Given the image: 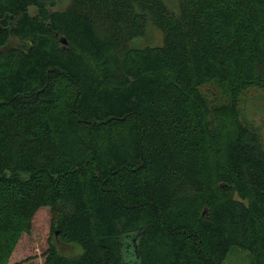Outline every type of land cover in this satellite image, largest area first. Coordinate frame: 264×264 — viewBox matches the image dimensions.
Segmentation results:
<instances>
[{
	"label": "trees",
	"instance_id": "obj_1",
	"mask_svg": "<svg viewBox=\"0 0 264 264\" xmlns=\"http://www.w3.org/2000/svg\"><path fill=\"white\" fill-rule=\"evenodd\" d=\"M177 3L0 0V264H264V0Z\"/></svg>",
	"mask_w": 264,
	"mask_h": 264
},
{
	"label": "rangeland",
	"instance_id": "obj_2",
	"mask_svg": "<svg viewBox=\"0 0 264 264\" xmlns=\"http://www.w3.org/2000/svg\"><path fill=\"white\" fill-rule=\"evenodd\" d=\"M52 2L51 8L56 10L65 9L71 0H49ZM165 5L174 13L179 10L177 0H162ZM163 44V31L148 21L145 27V33L129 41L133 47L160 46ZM204 88V87H203ZM242 114L246 119L251 121L254 126L260 130V138L264 147V91H251L248 93L245 103L241 105ZM49 210L45 209L38 213L33 222L31 233L23 237L20 249L22 255L18 258L33 257V264H42L44 250L49 244L55 243L59 250L68 256L76 255L80 249L75 244H63L59 239L52 235L49 225ZM251 257L248 251L232 247L226 255L222 264H251ZM30 264V263H29Z\"/></svg>",
	"mask_w": 264,
	"mask_h": 264
},
{
	"label": "water",
	"instance_id": "obj_3",
	"mask_svg": "<svg viewBox=\"0 0 264 264\" xmlns=\"http://www.w3.org/2000/svg\"><path fill=\"white\" fill-rule=\"evenodd\" d=\"M61 42L65 43L66 42V39L61 38Z\"/></svg>",
	"mask_w": 264,
	"mask_h": 264
}]
</instances>
